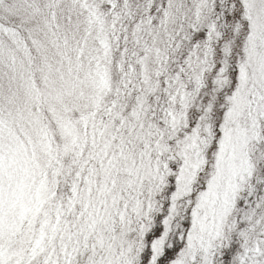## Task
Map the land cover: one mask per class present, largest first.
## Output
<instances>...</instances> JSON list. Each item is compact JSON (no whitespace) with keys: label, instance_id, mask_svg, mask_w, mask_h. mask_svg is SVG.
Instances as JSON below:
<instances>
[{"label":"snow or ice","instance_id":"snow-or-ice-1","mask_svg":"<svg viewBox=\"0 0 264 264\" xmlns=\"http://www.w3.org/2000/svg\"><path fill=\"white\" fill-rule=\"evenodd\" d=\"M0 264H264V0H0Z\"/></svg>","mask_w":264,"mask_h":264}]
</instances>
